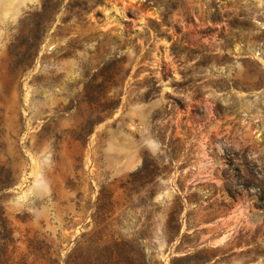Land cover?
<instances>
[{"label": "rangeland", "instance_id": "1", "mask_svg": "<svg viewBox=\"0 0 264 264\" xmlns=\"http://www.w3.org/2000/svg\"><path fill=\"white\" fill-rule=\"evenodd\" d=\"M262 194L264 0H0V264H264Z\"/></svg>", "mask_w": 264, "mask_h": 264}, {"label": "trees", "instance_id": "2", "mask_svg": "<svg viewBox=\"0 0 264 264\" xmlns=\"http://www.w3.org/2000/svg\"><path fill=\"white\" fill-rule=\"evenodd\" d=\"M229 195L231 197H234L235 194L230 190L229 191ZM263 201H264V194H262L261 197L258 199V203H261ZM259 208L262 209V210H264V206H260Z\"/></svg>", "mask_w": 264, "mask_h": 264}]
</instances>
